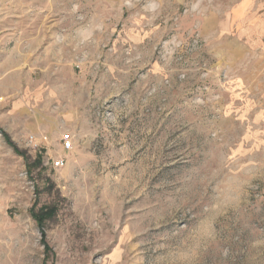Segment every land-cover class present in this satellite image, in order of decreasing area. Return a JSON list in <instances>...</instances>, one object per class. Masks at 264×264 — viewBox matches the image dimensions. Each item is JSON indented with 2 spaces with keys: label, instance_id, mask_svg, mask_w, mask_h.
Returning <instances> with one entry per match:
<instances>
[{
  "label": "rangeland",
  "instance_id": "rangeland-1",
  "mask_svg": "<svg viewBox=\"0 0 264 264\" xmlns=\"http://www.w3.org/2000/svg\"><path fill=\"white\" fill-rule=\"evenodd\" d=\"M239 1L0 0V264H264Z\"/></svg>",
  "mask_w": 264,
  "mask_h": 264
},
{
  "label": "crops",
  "instance_id": "crops-1",
  "mask_svg": "<svg viewBox=\"0 0 264 264\" xmlns=\"http://www.w3.org/2000/svg\"><path fill=\"white\" fill-rule=\"evenodd\" d=\"M264 8L263 0H240L236 2L233 8L230 9V13L232 15L231 19H234L235 25L237 27V23H240L238 18L240 15H245L249 13H253L254 11H261V8Z\"/></svg>",
  "mask_w": 264,
  "mask_h": 264
},
{
  "label": "built area",
  "instance_id": "built-area-1",
  "mask_svg": "<svg viewBox=\"0 0 264 264\" xmlns=\"http://www.w3.org/2000/svg\"><path fill=\"white\" fill-rule=\"evenodd\" d=\"M63 148L65 151H70L72 149V138L70 135H67L66 138L64 139V145ZM65 165V161L63 159H59L56 162L57 167H63Z\"/></svg>",
  "mask_w": 264,
  "mask_h": 264
},
{
  "label": "trees",
  "instance_id": "trees-1",
  "mask_svg": "<svg viewBox=\"0 0 264 264\" xmlns=\"http://www.w3.org/2000/svg\"><path fill=\"white\" fill-rule=\"evenodd\" d=\"M48 249V247H46Z\"/></svg>",
  "mask_w": 264,
  "mask_h": 264
}]
</instances>
